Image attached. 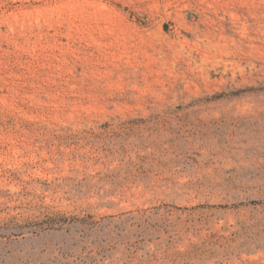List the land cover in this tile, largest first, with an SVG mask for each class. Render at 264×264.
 <instances>
[{
	"label": "rangeland",
	"instance_id": "rangeland-1",
	"mask_svg": "<svg viewBox=\"0 0 264 264\" xmlns=\"http://www.w3.org/2000/svg\"><path fill=\"white\" fill-rule=\"evenodd\" d=\"M0 264H264V0H0Z\"/></svg>",
	"mask_w": 264,
	"mask_h": 264
}]
</instances>
